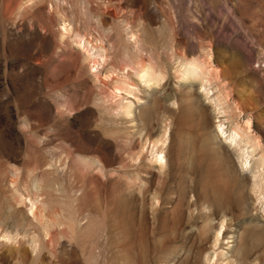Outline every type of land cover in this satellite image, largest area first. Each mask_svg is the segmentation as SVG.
I'll return each instance as SVG.
<instances>
[{
  "label": "rangeland",
  "instance_id": "374dc122",
  "mask_svg": "<svg viewBox=\"0 0 264 264\" xmlns=\"http://www.w3.org/2000/svg\"><path fill=\"white\" fill-rule=\"evenodd\" d=\"M262 63L264 0H0V264H264Z\"/></svg>",
  "mask_w": 264,
  "mask_h": 264
},
{
  "label": "bare ground",
  "instance_id": "6f19581e",
  "mask_svg": "<svg viewBox=\"0 0 264 264\" xmlns=\"http://www.w3.org/2000/svg\"><path fill=\"white\" fill-rule=\"evenodd\" d=\"M101 57V56H100ZM192 69H198V68H196L194 65H192ZM142 73H140V76H141V78L143 77V78H145V83L147 84V85H150V83H152V82H156L157 80H159L160 78H161V76L157 73V74H155L154 73V71L151 69V68H143L142 67ZM198 70H200V69H198ZM141 72V71H140ZM202 73V72H201ZM140 77H139V79H141ZM209 90V89H208ZM122 109L124 110V112L125 113H129V114H131V111H132V104H131V102H130V104H127L126 106H122ZM217 111V110H216ZM219 113V112H218ZM221 114V113H220ZM246 124H247V127H248V129L250 128V123H249V121H247L246 122ZM217 129H218V135L219 136H221V137H223V138H225V135H226V133L228 132H226V130L224 129V127H223V124H219V125H217ZM243 130L241 131V129L239 128V127H235L233 130H232V133L229 135L228 133V139L231 141V143L232 144H234V145H236L237 147H239V149L241 150V152H242V150H244V149H242V148H240V144L241 143H243V145L245 144V145H247V144H253L254 142H253V139H252V137H250V135H248V133H246V131H245V133L243 132ZM218 136V138L219 139H221V137H219ZM236 138H239V140L237 141L236 140ZM245 153V152H244ZM159 154V153H158ZM161 154V153H160ZM241 156H242V154H241ZM246 156V155H245ZM243 157V159L244 158H246V157ZM242 159V158H241ZM248 159V157L246 158V159H244V165H246L247 164V162L249 163V161L247 160ZM155 160L157 161V162H159L160 164H162V163H164V156H163V154L162 155H158V156H156L155 157ZM261 166H262V168L260 169L262 172H260V170H259V168H258V170L257 171H255V176L256 175H264V160H262V163H261Z\"/></svg>",
  "mask_w": 264,
  "mask_h": 264
},
{
  "label": "built area",
  "instance_id": "2783aa9c",
  "mask_svg": "<svg viewBox=\"0 0 264 264\" xmlns=\"http://www.w3.org/2000/svg\"><path fill=\"white\" fill-rule=\"evenodd\" d=\"M259 66L264 67V63H262L261 65L259 64L256 65V67H259Z\"/></svg>",
  "mask_w": 264,
  "mask_h": 264
}]
</instances>
